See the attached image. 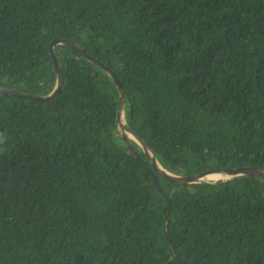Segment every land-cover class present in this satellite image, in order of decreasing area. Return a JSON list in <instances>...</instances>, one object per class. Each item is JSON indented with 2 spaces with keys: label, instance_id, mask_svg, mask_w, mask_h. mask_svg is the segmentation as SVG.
<instances>
[{
  "label": "trees",
  "instance_id": "1",
  "mask_svg": "<svg viewBox=\"0 0 264 264\" xmlns=\"http://www.w3.org/2000/svg\"><path fill=\"white\" fill-rule=\"evenodd\" d=\"M54 39L107 65L178 175L264 168V0H0V85L55 84ZM48 101L0 94V264H264V178L180 184L116 135L102 70L54 46Z\"/></svg>",
  "mask_w": 264,
  "mask_h": 264
},
{
  "label": "water",
  "instance_id": "2",
  "mask_svg": "<svg viewBox=\"0 0 264 264\" xmlns=\"http://www.w3.org/2000/svg\"><path fill=\"white\" fill-rule=\"evenodd\" d=\"M64 45L69 47L73 50L76 54L80 57L84 58L100 70L104 72V74L110 78V80L114 83L115 87L117 88L118 95H119V106L117 109L116 114V130L118 131L115 135L125 143L127 149L131 154L135 157L139 158L142 161L143 168L147 170L144 160L142 159L141 155L135 149L134 144H136L144 154L147 161L151 164L154 172H150L149 174L154 181L155 186L159 190L161 194L164 195L163 190L159 185V181L157 180V176H160L166 180L180 183V184H200V183H211L214 184L218 181H226L228 179H232L238 176H253L258 178H264V168L258 167H234V168H219V169H209L206 171L199 172L193 175H178L173 174L167 171L158 161L155 154L152 152L151 148L147 144V142L139 136L134 130L130 128L127 123V118L125 115L126 111V94L121 86V83L117 77V75L103 62L95 58L93 55L83 51L79 46H77L74 42L65 39H54L51 41L49 45V52L55 72V84L52 90L46 95H33L23 91H19L13 88L5 87L0 85V94H9L14 95L17 97L28 98L32 100H41V101H48L53 97L57 96L63 86V73L60 67L59 61L54 52V46L56 45ZM216 178V179H215ZM218 178V179H217ZM168 220V215L165 217L164 222V235L167 240L170 242L171 248L174 251L177 258L181 261L182 264H186L180 253L178 252L177 248L171 242L169 238L166 223Z\"/></svg>",
  "mask_w": 264,
  "mask_h": 264
},
{
  "label": "rangeland",
  "instance_id": "3",
  "mask_svg": "<svg viewBox=\"0 0 264 264\" xmlns=\"http://www.w3.org/2000/svg\"><path fill=\"white\" fill-rule=\"evenodd\" d=\"M216 179V178H215ZM218 179V178H217Z\"/></svg>",
  "mask_w": 264,
  "mask_h": 264
}]
</instances>
